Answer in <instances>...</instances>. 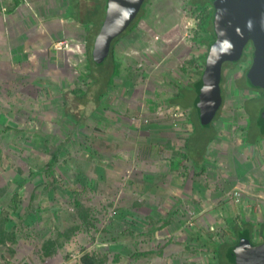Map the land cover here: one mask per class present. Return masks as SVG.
I'll return each instance as SVG.
<instances>
[{"label": "rangeland", "instance_id": "1", "mask_svg": "<svg viewBox=\"0 0 264 264\" xmlns=\"http://www.w3.org/2000/svg\"><path fill=\"white\" fill-rule=\"evenodd\" d=\"M13 1L0 0V11H7ZM148 1L136 28L114 43V52L103 64L94 65L95 75L106 78L112 75L114 62L120 64L105 94V108L78 127L63 114V92L74 86L85 89L91 82L82 77L89 58L83 45L87 28L81 31L82 47L65 28L56 41L74 42L78 53L70 62L69 76L65 81L47 80L36 94H26L25 120L5 127L0 146V226L12 235L0 246V251L7 252L1 264H219L213 251L203 248L193 235L230 241L233 238L226 230L232 229L229 222L235 219H252L254 240H261L264 196L259 194L264 195V184L259 181L264 180V145L259 144L260 153L256 149L244 154V130L234 121L238 98L228 99L213 126L203 125L196 110L192 112L193 106L186 109L168 103L180 88L189 94L180 100L192 96L188 85L199 75L206 49L194 37L206 13L197 9L199 2L194 0L196 4L191 0ZM188 136L193 158L208 166L200 163L199 170L193 168L194 159L179 141ZM68 138L55 166L58 188H46L52 180L46 162L51 151ZM98 148L118 153L109 161L115 166L111 172L92 167L103 163L95 154ZM124 151L134 154L131 161L122 160ZM182 159L186 162L175 166ZM8 161L14 167H5ZM152 166L167 190H172L170 183L180 188V195L190 192L192 196H181L174 203L145 204L140 213L129 204L140 194L130 192L133 196L125 205L122 195L127 189L135 185L140 192L141 184L144 188L146 183L156 184V179L140 176ZM147 214L158 219L157 232L148 231ZM166 219L173 222L164 228ZM47 247L54 253L47 254Z\"/></svg>", "mask_w": 264, "mask_h": 264}, {"label": "trees", "instance_id": "2", "mask_svg": "<svg viewBox=\"0 0 264 264\" xmlns=\"http://www.w3.org/2000/svg\"><path fill=\"white\" fill-rule=\"evenodd\" d=\"M194 1L199 2V5L194 3ZM191 0L192 3L197 5V9L201 10L202 12L206 13V16L203 17L202 25L203 30L205 33H199L198 37L195 39L200 42L204 43L208 47V52L205 56H201V62L203 65L198 69V76L195 80L190 83L189 91L192 92V96L190 99L183 101L180 100L186 95L185 89L180 88L175 96L169 97V105L171 106H183L187 108L189 106H193L194 110L197 112V116H199V103H198V92L202 86L203 80L207 76V69L209 68L211 61L219 51V49L228 42V40L233 36L234 33H238V29L236 28L237 25L230 24L233 30L230 29L229 22L231 21V13L239 14L240 8L237 6L234 7L232 12H225L221 9V7L227 8V5L238 4L241 7L244 6L245 8L248 7V2H242L241 0H210L209 2H205L202 0ZM149 2L148 0H77L74 6V16L78 18V21L86 26L87 28V51H88V62L86 66L83 68L85 69L82 73V77L90 78L91 82L88 83L87 88H73L66 90L63 92V114L67 115V119L72 121L76 127L78 125L85 124L88 121V116L95 114L99 109L105 108V94L110 90V86L114 83L115 78L119 74V62L116 60L114 62V69L112 70V75L106 78H102L101 76H97L94 73V65L96 61L92 57L93 49L96 45V42L99 37L107 36V35H114L118 31L119 25L122 21L126 19H131L130 24L121 32L116 34L112 39V46H111V53L114 52V43L123 38V36L127 35L128 33L134 30L139 22V18L143 16V8L145 4ZM229 5V6H230ZM138 9V10H137ZM137 10L138 12L136 15L133 16V12ZM222 40H220V39ZM104 63V62H103ZM100 63V64H103ZM99 64V63H97ZM194 93V94H193ZM186 99V98H185ZM194 121V126L196 121ZM200 120V117H199ZM205 126H211L205 125ZM217 136L218 131L215 130L214 132ZM211 140H213L215 138ZM247 137V136H246ZM69 138L64 143H60V146L56 147L51 151V155L46 162L47 170L50 173L52 180L49 184L46 185V188H53L57 189L58 185V176L56 175L55 166L60 160V157L63 153V150L68 143ZM179 141L181 144L188 149L186 152L187 156H194L193 151L191 152L190 148L193 149V144H190V137H179ZM246 138L244 139V148L248 150ZM208 146V144H207ZM202 150V153L206 155V149ZM160 150H164V145H161ZM98 152H102V148L96 149ZM193 154V155H192ZM194 159V158H193ZM200 159H194L196 167H200ZM186 161L182 159L179 162L175 163V166H179L184 164ZM199 164V165H197ZM202 166H204L202 164ZM201 166V167H202ZM176 168V167H175ZM37 173V172H36ZM34 194L32 195V198ZM140 205L139 201H134L132 207H138ZM150 218V225L148 226L149 232H157L158 227L156 222L158 219L153 217ZM172 219H166V223L164 222L163 227H166L172 223ZM231 226V230L227 229L226 231L231 233L233 239L230 241H222L216 239L214 236H209L208 239H204L198 232V234L194 233L193 237L197 238L200 241L201 246L208 250L213 251V253L217 256L219 264H236V256L234 254V247L243 239L249 238L253 240V233L255 228V223L252 219H244L241 222L235 219L229 222ZM173 229V228H172ZM171 229V230H172ZM3 226H0V238L3 234V237L0 239V246L6 245L7 236L11 238L12 233L10 231L3 230ZM125 232V230H123ZM134 232V231H133ZM136 233L134 232L133 235ZM68 237L72 236V233H68ZM117 238V236H113ZM57 239V238H56ZM3 247H0V250ZM9 251H12V247H8ZM45 252L47 254H52L51 248L47 247ZM7 257V252L0 251V260L2 258ZM1 264V262H0ZM4 264V263H2Z\"/></svg>", "mask_w": 264, "mask_h": 264}, {"label": "crops", "instance_id": "3", "mask_svg": "<svg viewBox=\"0 0 264 264\" xmlns=\"http://www.w3.org/2000/svg\"><path fill=\"white\" fill-rule=\"evenodd\" d=\"M76 1L16 0L11 3L7 11H0V146H2L6 136L5 127L7 125H17L20 121L25 120L26 94H36L38 88L41 89L47 80L65 81L66 77L69 76L67 70L71 67L70 62L78 55L77 49L74 48V42L66 49H56L54 42L63 35V29L68 28L75 37L78 46L82 47L81 31L85 29V25L80 23L73 14ZM51 3L54 4V7ZM85 44L86 42L83 43V45ZM15 135L17 133L11 135V138ZM104 141L109 142L106 139ZM86 151L89 152L90 150L87 149ZM123 153L122 160L125 162L131 161L134 154L130 151H124ZM95 154L102 157L103 163L97 165L93 163L92 167H100L104 171L106 168V172H111L110 167L115 166H111L109 161L116 158L118 153H108L104 148L102 152L97 151ZM108 154L113 156L111 157ZM191 159H193L192 156ZM199 162L202 163L201 160ZM116 163L119 162L116 161ZM202 164L203 167L207 165V163ZM4 166L14 167V163L11 161ZM165 167L171 169L168 164H165ZM193 168L199 170L196 166ZM155 171H157V168L152 166L150 170L140 172V176L144 175L149 181H152V178L156 179L153 180L156 182V184H153L154 186H149L146 183L144 188L141 184V191L139 192V187L133 184L134 187L127 189L128 192L123 194L122 191L121 194L119 193V196L123 194L125 205L130 204V207L133 208L131 204L134 201H139L138 211L144 213L142 205H157L161 201L174 203L175 199L177 201L181 196H183V199L192 196L190 192L180 195V188L172 186L170 183L168 185L172 187V190H167L168 187H164L159 182L160 173ZM106 175L109 176V173ZM108 180H112V177H108ZM130 192H134L135 195L139 193L140 197H135V200L129 203L127 199L133 196ZM37 207L39 206L37 205ZM201 209L204 208L201 206ZM145 216L148 219H150L149 217L154 218V215L150 214Z\"/></svg>", "mask_w": 264, "mask_h": 264}, {"label": "flooded vegetation", "instance_id": "4", "mask_svg": "<svg viewBox=\"0 0 264 264\" xmlns=\"http://www.w3.org/2000/svg\"><path fill=\"white\" fill-rule=\"evenodd\" d=\"M241 1L248 2V7H241L238 4H229L230 6L227 5V8L221 7L222 10L229 13L232 12L235 6L240 8L239 14L231 13L232 19L228 21V26L233 30V26L230 24L237 25L238 33L233 35L242 33L248 41L245 43L242 56L238 60H226L223 63L221 81L223 103L218 115L220 117L224 107L227 106L229 98L234 101L235 96L238 98L239 101L234 107L236 111L234 121L239 122L240 129L244 130L242 139L246 138L248 140V150L246 152L244 147L243 150L245 151L244 154L250 155L249 150L252 152L257 149L260 153L259 144L264 145V0ZM203 24L200 25L201 30L195 34V37H198L199 33H205L202 28ZM205 47L206 49L203 54L201 53V56H205L208 52L207 45ZM229 83L231 88L228 87ZM192 112H194V109ZM212 123L211 126H213ZM241 164L244 167L245 165L246 167H252L251 163ZM251 173L253 174V172ZM259 182L264 184V180ZM263 196L259 194V197ZM248 197L252 196L248 195ZM259 236L261 237L259 241H255L253 236L254 243L261 244L264 242V230L261 231V228Z\"/></svg>", "mask_w": 264, "mask_h": 264}, {"label": "water", "instance_id": "5", "mask_svg": "<svg viewBox=\"0 0 264 264\" xmlns=\"http://www.w3.org/2000/svg\"><path fill=\"white\" fill-rule=\"evenodd\" d=\"M137 10L133 12V16L136 15ZM131 19L122 21L118 31L114 35L98 38L92 52V57L96 63H103L110 55L113 37L123 31L130 24ZM247 41L248 39L242 33L233 35L224 44L225 46L219 49L211 61L207 69V76L203 80L198 92L199 117L203 125L211 124L222 107L223 93L221 81L223 63L226 60H238L242 56ZM234 254L236 256V264H264V242L256 244L249 238H245L234 247Z\"/></svg>", "mask_w": 264, "mask_h": 264}, {"label": "built area", "instance_id": "6", "mask_svg": "<svg viewBox=\"0 0 264 264\" xmlns=\"http://www.w3.org/2000/svg\"><path fill=\"white\" fill-rule=\"evenodd\" d=\"M71 42L69 40H58L54 42V47L56 49H66L71 46Z\"/></svg>", "mask_w": 264, "mask_h": 264}]
</instances>
